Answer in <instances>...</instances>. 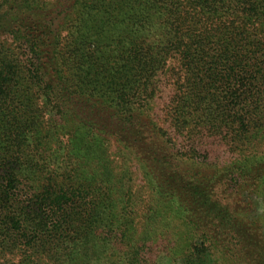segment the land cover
<instances>
[{"label":"trees","instance_id":"obj_1","mask_svg":"<svg viewBox=\"0 0 264 264\" xmlns=\"http://www.w3.org/2000/svg\"><path fill=\"white\" fill-rule=\"evenodd\" d=\"M0 0V264H264V0Z\"/></svg>","mask_w":264,"mask_h":264},{"label":"rangeland","instance_id":"obj_2","mask_svg":"<svg viewBox=\"0 0 264 264\" xmlns=\"http://www.w3.org/2000/svg\"><path fill=\"white\" fill-rule=\"evenodd\" d=\"M61 2H62V4H64V5H65V3L63 2V0H62Z\"/></svg>","mask_w":264,"mask_h":264}]
</instances>
